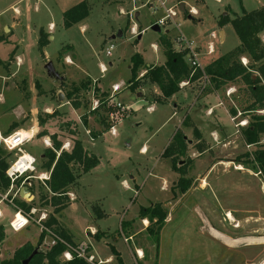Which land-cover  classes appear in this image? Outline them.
<instances>
[{"label": "rangeland", "instance_id": "374dc122", "mask_svg": "<svg viewBox=\"0 0 264 264\" xmlns=\"http://www.w3.org/2000/svg\"><path fill=\"white\" fill-rule=\"evenodd\" d=\"M83 1L89 7L88 16L65 27L64 12ZM165 2L177 16L166 18V7L160 0H0V128L4 135L13 132L15 125L30 131L39 116L58 111L46 118L47 137L56 133L72 147L70 130L76 128L86 148L99 156L100 164L70 187L69 203L61 207L56 218L59 228L69 231L75 243L90 242L97 258L112 256L108 264H118L112 248L124 264L133 263L137 248L144 254L139 264H263L264 175L236 161L255 148L247 147L240 132L249 114L238 112L234 116L230 112L231 107H242L234 99L236 88L209 92L211 87L202 79L185 83L183 88L189 87L193 95L181 98L187 91L178 92L160 102L153 98V93H160L157 85L148 83L132 90L127 84L134 54L142 56L144 67L165 63L164 38L173 44L177 35L187 36L200 48L198 58L203 65L233 50L240 38L230 21L221 26V17L231 20L244 10L264 7V0ZM181 3H185L183 8ZM164 18L161 31L154 30L152 26ZM221 30L225 32L223 40ZM42 32L49 37L43 51L38 44ZM119 32L122 36L112 39ZM212 32L219 37L213 39ZM261 37L264 40V33ZM210 43L215 54H208ZM111 45L112 55H108ZM60 51L64 52L62 58ZM49 62L59 78L48 74ZM243 62L248 60L243 58ZM144 73L142 69L137 79ZM83 83L88 86L81 93L84 104L73 109L68 93ZM116 83L121 89L114 92ZM95 86L106 90L109 110L101 108L90 114L97 99ZM61 93L63 99L59 98ZM117 103L128 109H118ZM85 113L89 115L88 129L81 119ZM104 117L106 123L115 125L116 134L110 128L93 138L104 130ZM66 122L71 123L70 129L60 130ZM180 128L188 139L182 159L192 160L186 174L191 187L185 194L173 187L181 175L172 168L171 158L163 156ZM44 140L36 133L24 148L40 156L48 147ZM0 154L8 156V162L16 158L1 141ZM32 184L35 198L27 202L53 215L55 207L46 199L51 196L47 186L37 179ZM158 202L168 215L156 235L147 230L150 221L139 213L141 207ZM0 210L7 234L2 259L11 256V250L25 236L37 244L41 230L36 223L15 231L11 227L15 209L4 202ZM127 237L132 240L126 242ZM39 248L45 250L42 242Z\"/></svg>", "mask_w": 264, "mask_h": 264}, {"label": "trees", "instance_id": "16d2710c", "mask_svg": "<svg viewBox=\"0 0 264 264\" xmlns=\"http://www.w3.org/2000/svg\"><path fill=\"white\" fill-rule=\"evenodd\" d=\"M87 7L88 5L83 1L66 10L64 12V26L70 28L85 19L89 13V7L88 9ZM84 8L87 10H84ZM229 21L240 38V44L233 50L215 58L204 65L203 69L194 68L187 62L184 53L176 51L172 41L164 38L162 39V46L166 54L165 63L144 67L142 56L139 53L134 54L131 58L132 77L127 87L135 90L148 83H153L160 89V93H153V98L160 102H166L170 97L178 93L184 87L182 85L183 82L190 83L202 80L204 75L208 77L211 85H208V87H211V89L208 88L209 92L235 87L234 99L242 107H240V110L231 107L230 112L234 116L238 112L249 114L248 122L241 127L240 132L244 143L255 147L253 150L238 156L236 161L240 165L255 172H261L264 175V40L261 37V34L264 33V7L250 11L244 10L242 14L236 15L231 20L223 16L219 22L221 26H224ZM48 42V34L42 32L38 41L40 50L43 51ZM63 53V51L59 52V58H62ZM243 58L248 60L246 64L243 62ZM142 69H145V73L142 78L137 79V75ZM83 90H88V86L85 83L68 93L69 101L75 109L81 108L84 104L81 94ZM94 94L99 100V104L95 109L91 108L90 113L97 114L101 108L109 110L107 92L102 91L99 86H95ZM55 113L57 114L58 111L46 113L45 117L42 115L38 117L39 125L42 128L38 133L39 137L49 134L45 129L46 118L53 117ZM81 119L84 126L88 129L89 115L87 113L82 114ZM106 119V117L101 119V122L105 125L104 130L99 132V134H93V138H97L101 133L111 128V125L106 123ZM70 124V122H66L59 126V129L67 131V128L70 129ZM73 129L70 130L73 135V146L70 150L62 148L64 143L54 133L50 135L52 146L47 147L42 156L43 169L50 171V178L45 183L51 192V196H46V199L55 207L54 214L48 216L46 224L56 228L70 242H72L70 235L59 228L56 214L60 212L61 207H67L69 203V197L67 196L69 188L78 185L81 175L90 172L101 162L97 154L85 147L83 141L79 138V132L76 128ZM187 148L188 139L180 128L176 130L163 153V156L171 158L172 168L181 175L173 187L176 191L178 190L183 194L191 187V180L186 177V174L187 166L192 160L184 161L182 159L187 154ZM7 157L0 156L1 191H5L11 186V180L6 174V170L10 166ZM21 182L22 178L18 179L16 184L20 185ZM17 205L25 211H29L34 206L33 203L29 204L21 200L17 201ZM98 213L100 217L103 216L101 212ZM139 215L141 218H147L150 221L147 230L152 234L159 235L168 214L163 204L158 202L148 207H141ZM5 236V228L0 225V264H24V261L32 256L35 250H38V252L31 257L28 264H91L77 256H73L70 260L63 259L62 255L66 247L61 243L49 250H40L39 244L43 241L44 232H41L37 244L26 242L18 247L11 257L2 259L1 247ZM112 251L118 260V264H124L121 255L116 249L112 248Z\"/></svg>", "mask_w": 264, "mask_h": 264}, {"label": "built area", "instance_id": "2783aa9c", "mask_svg": "<svg viewBox=\"0 0 264 264\" xmlns=\"http://www.w3.org/2000/svg\"><path fill=\"white\" fill-rule=\"evenodd\" d=\"M160 4L162 7H166L165 0H160ZM166 18H174L177 16V11L174 10L171 7H166ZM196 11L193 10V13ZM161 19L157 23L159 25H164L165 20ZM211 37L214 39L218 38L219 35L217 32H212ZM174 49L179 52H183L184 56L187 60V62L194 68H202L204 65L199 60L198 56L200 53V48L195 47L192 40H190L187 36L184 34H179L176 36L174 42H173ZM112 49L113 45L110 46V48L107 50L108 55H112ZM215 48L212 43L209 44L208 47V54H212L214 52ZM246 64V63H245ZM106 69V68H105ZM203 80L205 81V85H210L208 81V77L204 75ZM189 82H183L182 85H186ZM121 89V84H114L113 85V91L116 92ZM99 104V100L95 99L93 100L92 109H95ZM117 108L120 110H126L128 109V106L117 103ZM153 107H149V109H152ZM111 133L116 134V127L115 125L111 126ZM33 137H30L28 135H23L21 131H17L8 135H0V141L5 145V147L10 151L14 152L16 155V158L11 162L10 166L6 170V174L11 180V189H13L15 186L17 187L15 191V196H19L21 190L23 191V194L20 195V197L25 201H31L34 198V195L32 194L30 187L33 186L32 180L37 179L39 181H42L43 184L46 185L45 181L50 178V171L38 173L37 172V161L38 159L29 154L26 153L25 150H23V146L32 140ZM45 144L48 147L52 146L51 139L45 138ZM70 146L69 143L63 144V149ZM247 147H251V145L247 144ZM261 173V172H260ZM22 178V182L20 185L16 184V181L18 179ZM25 192V193H24ZM3 199H8V194L4 196ZM10 203L17 209L13 219L11 220V227L15 231H20L27 227L31 222L36 223V225L40 228L41 232L45 233L44 240L42 241V245L45 248V250H49L53 246L61 243L65 245L66 250L63 252L62 258L65 260H70L73 258V256H77L80 258L85 259L87 262L91 264H108L110 262V259L103 260L101 258H97V256L92 253L91 244L90 242L82 241L80 243H74L66 240L56 228L48 226L46 224V221L48 219V214L46 212H41V210L38 207H32L29 211H25L23 208L18 207V205L13 201V199L10 200ZM40 211L39 216L36 214ZM1 216V213H0ZM129 240H132V237L125 238V241L128 242ZM135 255L133 256V264H139L140 260L143 258L144 254L141 250L136 249Z\"/></svg>", "mask_w": 264, "mask_h": 264}, {"label": "crops", "instance_id": "0c3cea01", "mask_svg": "<svg viewBox=\"0 0 264 264\" xmlns=\"http://www.w3.org/2000/svg\"><path fill=\"white\" fill-rule=\"evenodd\" d=\"M6 27V26H5ZM220 36H221V38H222V40L223 39H225V32L223 31V30H221L220 31ZM216 53V50H214V52L212 53V54H215ZM219 57V56H218ZM215 58H217V57H215ZM214 58V59H215ZM214 59H212V60H214ZM19 61H20V59H19ZM211 62V61H210ZM101 87V86H100ZM184 87H185V85H184ZM190 88L189 87H186V88H182L179 92H184V91H187L186 93H184V94H181V98H186V97H189L191 94L193 95V91H190L189 90ZM102 91H106L105 89H101ZM61 94H63V93H61ZM64 95V94H63ZM174 96V95H173ZM210 97H211V99H212V97H213V95H210ZM211 99H209V100H211ZM123 104V103H122ZM125 105V104H124ZM175 105V104H174ZM61 106V105H60ZM59 106V107H60ZM151 107H153V106H151ZM73 108V107H72ZM82 108V107H81ZM208 108V107H207ZM206 108V109H207ZM73 109H75V108H73ZM80 109V108H79ZM176 110V109H175ZM178 110V109H177ZM47 113H49V112H47ZM91 114V113H90ZM38 122V121H37ZM47 124L48 123H46V126H47ZM181 124V123H180ZM45 126V129L46 128H48V127H46ZM177 127V126H176ZM2 128V127H1ZM0 128V135H4V133H2V129ZM40 128V125H39V122L37 123V125L36 126H31V128H30V131L29 130H27V129H25L24 128V126L22 125V127H21V125H15L14 127H13V132H11V133H14V132H17V131H21V130H23L28 136H30V137H33L34 138V134H36L37 133V135H38V133L40 132V130H38ZM85 128H86V126H85ZM4 131H6V130H4ZM3 131V132H4ZM48 131V130H47ZM11 133H9V134H11ZM54 134V133H53ZM6 135H8V134H6ZM47 136H49V134L48 135H44L43 136V138H48ZM185 137L187 138V135H185ZM206 137V135H204V136H202V138H205ZM33 138H32V140H33ZM50 139H51V137H50ZM81 139V138H80ZM31 140V141H32ZM224 140H226L227 142H229L230 140L228 139H226V138H224ZM31 141H29V142H31ZM51 141H52V139H51ZM28 142V143H29ZM28 143H26V144H28ZM67 143H69L70 144V146L68 147V149L67 150H70V147H71V143L70 142H67ZM25 144V145H26ZM24 145V146H25ZM24 146H23V150H25V152L26 153H29V154H31V155H33V156H35L37 159H38V161H37V164H36V167H37V172L38 173H43V172H47L46 171V169H43V159H42V156H43V154H44V152L43 153H41V155L40 156H36V155H34V154H32V153H30L29 151H27L25 148H24ZM73 146V145H72ZM86 147V146H85ZM47 148V147H46ZM72 148V147H71ZM66 149V148H65ZM10 152V151H9ZM13 153V152H12ZM0 156H1V154H0ZM3 157V156H2ZM11 162H12V160L9 162L10 164H11ZM95 169V168H94ZM41 170V171H40ZM70 189V188H69ZM31 192H32V194L34 195V188L33 187H31ZM14 190L12 189L11 190V186H10V188H8L7 190H5V191H1L0 190V197H1V199H0V206H1V204L2 203H4V202H7V203H9V205H11L14 209H15V213H16V211H17V209L10 203V200L11 199H13V201L17 204V201L19 200H21V201H25V200H23L21 197H20V195H22L23 193H21L20 192V195L19 196H15V192H13ZM22 191V190H21ZM8 194V199H3L4 198V196L5 195H7ZM34 198H35V195H34ZM34 198L31 200V202L32 201H34ZM25 202H27V201H25ZM31 202H29V204L31 203ZM28 203V202H27ZM33 207H38V206H33ZM0 213H1V216H0V219L3 217V212L0 210ZM15 213H14V215H15ZM104 216V215H103ZM0 225H3V224H1V222H0ZM4 226V225H3ZM28 227V226H27ZM4 228H5V235L7 236V234H6V227L4 226ZM26 228V227H25ZM22 230H24V229H22ZM22 230H20V231H22ZM99 230V229H98ZM101 230V229H100ZM20 231H18V232H20ZM93 231H96V229L94 230V228H93ZM68 234H69V231H68ZM71 234V233H70ZM69 234V235H70ZM6 236H5V239H6ZM71 236V235H70ZM103 238V237H102ZM103 239H105V238H103ZM38 240H39V238L37 237L36 238V241L38 242ZM71 240H72V242H74L75 243V241L73 240V238L71 237ZM26 242H31V243H33V244H35V241L34 240H32V239H29L28 237H23L20 241H19V244L17 245V246H15L12 250H11V256L13 255V253H14V251L18 248V247H20V246H22L23 244H25ZM3 244L5 245V240H4V242H3ZM3 244H2V246H3ZM138 249V248H137ZM1 250H2V247H1ZM135 255V254H134ZM133 254H132V259H133V256H134ZM11 256H9V257H11ZM106 258H108V259H110V262L109 263H111V261L113 260V257L112 256H109V257H106ZM130 263H132V261L130 262Z\"/></svg>", "mask_w": 264, "mask_h": 264}, {"label": "water", "instance_id": "95a60500", "mask_svg": "<svg viewBox=\"0 0 264 264\" xmlns=\"http://www.w3.org/2000/svg\"><path fill=\"white\" fill-rule=\"evenodd\" d=\"M184 4H185V3H181L182 8L184 7ZM152 28H153L154 30L161 31L160 25H159L158 23H155V24L152 26ZM6 30H9V28L6 27ZM122 34H123L122 32H119L117 35H113V36H112V39H114V38H116V37H118V36H122ZM46 68L48 69V74H49L51 77H54V78H59V77H60L59 73L55 70V68H54L52 62H49V63L46 65ZM254 77H256V75H254ZM59 98H60V99H63V98H64V95H63V94H60V95H59ZM182 162H183V161H182ZM21 193H23V191H21ZM37 252H38V250H35V251L33 252L32 256L35 255ZM32 256H30L28 259H26V260L24 261V264H28V262H29V260L31 259Z\"/></svg>", "mask_w": 264, "mask_h": 264}, {"label": "bare ground", "instance_id": "6f19581e", "mask_svg": "<svg viewBox=\"0 0 264 264\" xmlns=\"http://www.w3.org/2000/svg\"><path fill=\"white\" fill-rule=\"evenodd\" d=\"M21 133H22L23 135H27L23 130H21ZM24 193H25V192H24ZM228 216H229L230 219L233 218L232 215H231V213H230V214L228 213ZM213 231H214V230H213ZM214 233H215V234L217 233V234H219V235L221 234V232L218 231V230H215ZM263 262H264V261H263ZM263 264H264V263H263Z\"/></svg>", "mask_w": 264, "mask_h": 264}, {"label": "flooded vegetation", "instance_id": "af4514ba", "mask_svg": "<svg viewBox=\"0 0 264 264\" xmlns=\"http://www.w3.org/2000/svg\"><path fill=\"white\" fill-rule=\"evenodd\" d=\"M174 185H176V183Z\"/></svg>", "mask_w": 264, "mask_h": 264}]
</instances>
